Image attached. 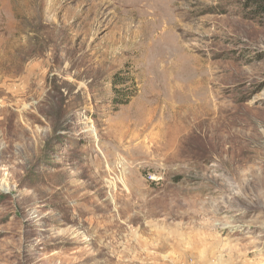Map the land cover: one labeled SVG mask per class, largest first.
<instances>
[{
    "label": "rangeland",
    "instance_id": "1",
    "mask_svg": "<svg viewBox=\"0 0 264 264\" xmlns=\"http://www.w3.org/2000/svg\"><path fill=\"white\" fill-rule=\"evenodd\" d=\"M263 179L264 0H0V264H264Z\"/></svg>",
    "mask_w": 264,
    "mask_h": 264
},
{
    "label": "bare ground",
    "instance_id": "2",
    "mask_svg": "<svg viewBox=\"0 0 264 264\" xmlns=\"http://www.w3.org/2000/svg\"><path fill=\"white\" fill-rule=\"evenodd\" d=\"M146 31H147V29H146ZM145 34V33H144ZM142 42V41H141ZM141 44V43H140ZM158 58H160V57H158ZM161 60V59H160ZM163 62V61H162ZM166 67V66H165ZM164 67V68H165ZM168 68V67H167ZM168 77V76H167ZM167 80V79H166ZM169 80H170V78H169ZM171 81H172V79H171ZM170 83V82H169ZM173 86V85H172ZM174 87V86H173ZM163 88H165V87H163ZM182 88V87H181ZM172 90H173V88H172ZM174 91V90H173ZM205 104V103H204ZM205 106H207L206 104H205ZM205 111H206V109H205ZM193 112H196V110L195 111H193ZM193 112H192V115H193ZM198 112V111H197ZM200 112L201 113H203V111L202 110H200ZM198 116V115H197ZM194 117V116H193ZM197 118V117H196ZM193 119V118H192ZM195 119V118H194ZM196 120V119H195ZM197 122H195V124H196ZM189 124V123H188ZM220 127V126H219ZM264 180V179H263ZM263 184V183H262Z\"/></svg>",
    "mask_w": 264,
    "mask_h": 264
}]
</instances>
